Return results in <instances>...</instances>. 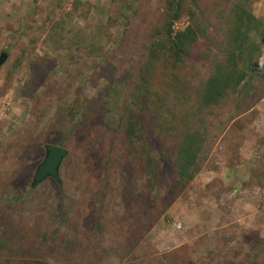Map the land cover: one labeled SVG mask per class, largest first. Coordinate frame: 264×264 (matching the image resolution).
Returning <instances> with one entry per match:
<instances>
[{
	"label": "rangeland",
	"instance_id": "374dc122",
	"mask_svg": "<svg viewBox=\"0 0 264 264\" xmlns=\"http://www.w3.org/2000/svg\"><path fill=\"white\" fill-rule=\"evenodd\" d=\"M237 1L188 0L206 35L184 64L157 63L169 99L155 104L141 74L166 0H0V264H264V79L197 118ZM247 8L264 25V0ZM131 113L146 141L133 154ZM200 125L201 171L170 202L181 134ZM46 144L69 152L61 183L31 188ZM146 154L163 160L156 181Z\"/></svg>",
	"mask_w": 264,
	"mask_h": 264
},
{
	"label": "trees",
	"instance_id": "16d2710c",
	"mask_svg": "<svg viewBox=\"0 0 264 264\" xmlns=\"http://www.w3.org/2000/svg\"><path fill=\"white\" fill-rule=\"evenodd\" d=\"M190 1L196 4V0ZM247 7L248 0H238L231 10L233 20L224 51L214 61L212 74L195 92L197 118L205 109L220 105L230 92L244 91L245 86L243 85L248 82V79L256 76L264 79V71L257 72L255 69L262 53L261 42L264 40V34L261 29L264 25ZM186 14L190 15V23L183 29H175V24ZM252 32L260 34V41H255L252 38ZM162 33L164 37L162 40L155 39L149 44L147 49L149 61L142 69L141 74L146 79L141 88L145 90L155 104L157 101L161 103L169 99L168 94L160 95L153 89L151 73L155 70L157 63L165 59L171 61L176 67L179 64H184L190 51L206 35L197 21L195 8H191L188 0H166ZM173 80L179 82L176 73L173 74ZM154 95L156 100L153 99ZM202 127L201 125L196 128L190 126L181 134L173 159L177 175L176 189L174 188L175 196L170 202H173L177 198L176 193L184 190L201 171L200 157L206 142V132ZM125 136L133 145L132 149L128 148L127 152L130 154L135 152L133 150L136 147L134 140H137L139 145L142 141L146 143L145 139L142 138L138 119L134 113H131L127 118ZM140 147L146 149L143 145ZM163 158L168 160L166 155ZM146 160L148 173L152 174L156 181L163 160L152 154H146Z\"/></svg>",
	"mask_w": 264,
	"mask_h": 264
},
{
	"label": "water",
	"instance_id": "95a60500",
	"mask_svg": "<svg viewBox=\"0 0 264 264\" xmlns=\"http://www.w3.org/2000/svg\"><path fill=\"white\" fill-rule=\"evenodd\" d=\"M8 54L3 52L0 55V67L6 62ZM45 157L43 161L37 166L31 188H36L39 184L49 178L55 179L59 184L60 169L64 159L68 156V150L57 145H45Z\"/></svg>",
	"mask_w": 264,
	"mask_h": 264
}]
</instances>
